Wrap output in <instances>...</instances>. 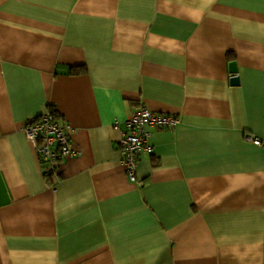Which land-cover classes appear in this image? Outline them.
<instances>
[{"label": "crops", "instance_id": "obj_1", "mask_svg": "<svg viewBox=\"0 0 264 264\" xmlns=\"http://www.w3.org/2000/svg\"><path fill=\"white\" fill-rule=\"evenodd\" d=\"M142 105L178 123L150 129L132 181L120 136ZM48 110L78 151L55 188L22 131ZM248 137L264 0H0V264H264Z\"/></svg>", "mask_w": 264, "mask_h": 264}, {"label": "built area", "instance_id": "obj_2", "mask_svg": "<svg viewBox=\"0 0 264 264\" xmlns=\"http://www.w3.org/2000/svg\"><path fill=\"white\" fill-rule=\"evenodd\" d=\"M178 123V119L167 113L154 112L144 105L124 121L121 129V164L130 180L136 181L137 167L142 153L152 152L150 143L151 128H168ZM119 128V122L115 123ZM44 170L47 182L53 188L60 179L68 161L78 154L70 137V126L55 118L48 110L36 119L29 120L22 128ZM257 146L264 147V138L248 137Z\"/></svg>", "mask_w": 264, "mask_h": 264}, {"label": "water", "instance_id": "obj_3", "mask_svg": "<svg viewBox=\"0 0 264 264\" xmlns=\"http://www.w3.org/2000/svg\"><path fill=\"white\" fill-rule=\"evenodd\" d=\"M231 72H232V73H237V68H236V64H235V63H233L232 66H231ZM230 82H231L232 84H238V82H239V77H238V75L236 74V76L231 77V78H230Z\"/></svg>", "mask_w": 264, "mask_h": 264}, {"label": "trees", "instance_id": "obj_4", "mask_svg": "<svg viewBox=\"0 0 264 264\" xmlns=\"http://www.w3.org/2000/svg\"><path fill=\"white\" fill-rule=\"evenodd\" d=\"M53 115H54V113H53ZM55 116V115H54ZM55 118H56V116H55Z\"/></svg>", "mask_w": 264, "mask_h": 264}]
</instances>
